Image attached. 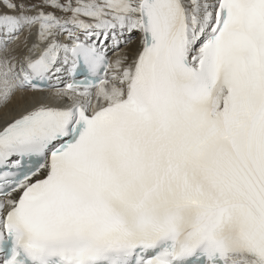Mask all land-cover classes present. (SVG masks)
<instances>
[{"label":"snow or ice","instance_id":"1","mask_svg":"<svg viewBox=\"0 0 264 264\" xmlns=\"http://www.w3.org/2000/svg\"><path fill=\"white\" fill-rule=\"evenodd\" d=\"M0 264H264V0H0Z\"/></svg>","mask_w":264,"mask_h":264}]
</instances>
